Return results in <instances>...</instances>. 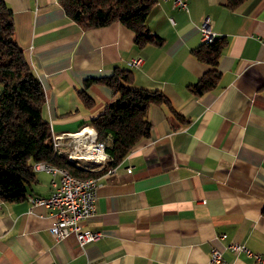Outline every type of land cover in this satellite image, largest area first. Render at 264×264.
<instances>
[{
	"label": "crops",
	"instance_id": "crops-1",
	"mask_svg": "<svg viewBox=\"0 0 264 264\" xmlns=\"http://www.w3.org/2000/svg\"><path fill=\"white\" fill-rule=\"evenodd\" d=\"M5 1L43 84L53 134L78 130L103 110L114 98L110 86L86 89L91 106L79 91L116 67L131 70L134 85L165 93L179 115L166 103L148 108L150 134L101 177L84 226L103 235L85 247L74 234L56 240L54 211L29 198L50 194L48 172L35 171L26 198H0V264H257L227 246L264 254V0L236 9L227 0H186L187 8L157 0L146 24L161 45L137 44L119 21L84 29L60 0ZM205 19L227 44L218 84L197 95L188 86L211 67L192 53ZM213 248L220 262L210 259Z\"/></svg>",
	"mask_w": 264,
	"mask_h": 264
},
{
	"label": "trees",
	"instance_id": "trees-1",
	"mask_svg": "<svg viewBox=\"0 0 264 264\" xmlns=\"http://www.w3.org/2000/svg\"><path fill=\"white\" fill-rule=\"evenodd\" d=\"M156 1L60 0L70 18L84 29L119 21L135 32L137 44L161 45L163 38L146 24ZM244 1L227 0L226 5L236 9ZM226 44L225 36H213L211 41L203 40L192 48L199 60L211 65L196 82L189 84L192 93L201 95L218 84L221 74L217 64ZM0 83L1 199L26 198L35 178V161L45 163L46 160L65 166L81 178L97 173L75 166L66 154L56 152L51 125L44 116L46 93L43 84L16 41L13 13L5 0H0ZM93 83H104L114 92V98L90 119L89 124L96 129L97 139L105 142L116 162L150 134L152 122L147 112L152 104L166 103L173 114L179 115L161 90L134 85L129 69L116 67L110 75L86 78L79 93L89 106L93 99L86 89Z\"/></svg>",
	"mask_w": 264,
	"mask_h": 264
},
{
	"label": "built area",
	"instance_id": "built-area-1",
	"mask_svg": "<svg viewBox=\"0 0 264 264\" xmlns=\"http://www.w3.org/2000/svg\"><path fill=\"white\" fill-rule=\"evenodd\" d=\"M174 6L187 8L186 0H172ZM205 19L202 25L203 39L211 41L213 35L206 25ZM141 62V58H133L132 65ZM95 128L84 125L78 130L71 132H58L53 134L54 140H62L63 154L73 156L76 160H105V168H93L85 170H105L114 172V157L107 151L104 141H94ZM79 133V134H78ZM81 133V134H80ZM77 140H86V147H77ZM34 170H45L51 174V192L47 196L34 195V204H42L54 211L55 221L50 227V231L56 240L74 234L80 246L85 247L88 243L98 240L103 232L93 230L84 226V221L96 210L97 190L102 185L99 178L96 179V186H86V180L74 181L69 177V169L65 166L55 165L45 160L44 164H33ZM225 234H220L224 237ZM234 252L243 251L247 255L254 257L257 264H264V254L254 252L245 244L233 242L227 246ZM212 261L219 262L222 259V251L213 248Z\"/></svg>",
	"mask_w": 264,
	"mask_h": 264
},
{
	"label": "bare ground",
	"instance_id": "bare-ground-1",
	"mask_svg": "<svg viewBox=\"0 0 264 264\" xmlns=\"http://www.w3.org/2000/svg\"><path fill=\"white\" fill-rule=\"evenodd\" d=\"M79 134V133H78ZM81 134V133H80ZM94 141H99L97 139V133L95 131L94 134ZM77 147H86V140H77ZM56 152L59 154H63V150H62V140H56ZM67 155V154H66ZM70 161H73L75 164H77V167L83 168V169H89V168H93V166L91 165L93 163V160H76L74 159L73 156L69 155L68 158ZM37 164H44L42 162H39ZM97 164H99V168H105V160H97ZM105 173H110L109 171H105ZM69 177L70 178H74V181H81V180H86V186H96V179L95 178H81V177H77L74 174H72L69 170ZM99 182H101L99 180ZM30 200L32 202H34V197L30 196L29 197Z\"/></svg>",
	"mask_w": 264,
	"mask_h": 264
},
{
	"label": "rangeland",
	"instance_id": "rangeland-1",
	"mask_svg": "<svg viewBox=\"0 0 264 264\" xmlns=\"http://www.w3.org/2000/svg\"><path fill=\"white\" fill-rule=\"evenodd\" d=\"M1 89H2V85H1V83H0V91H1ZM86 125H90V124H86ZM90 126H92V125H90ZM93 127V126H92ZM67 158H69V155L67 154ZM69 160V159H68ZM36 162V161H35ZM75 166L77 165V164H75L73 161H71ZM118 163L119 162H116L115 161V163H114V165H115V170H116V167H117V165H118ZM55 164V163H54ZM55 165H57V164H55ZM92 166H94V168L95 169H99V164H97V163H95V162H93L92 164H91ZM58 166V165H57ZM69 169V168H68ZM128 169H130V168H128ZM70 170V169H69ZM85 170V169H84ZM114 170V171H115ZM34 171H38V170H34ZM45 171V170H44ZM89 171H92V172H97L95 175H92V176H87L88 178H90V177H97V178H99L100 179V181H101V177H102V175H105L106 173H105V170L103 169V170H89ZM47 172V171H46ZM70 172L72 173V174H74L71 170H70ZM49 173V172H48ZM111 173H113V172H111ZM50 174V173H49ZM107 174H110V173H107ZM75 176H77V177H82V176H78V175H76V174H74ZM50 176H51V174H50ZM50 179H51V177H50ZM96 199H97V197H96ZM96 203V202H95ZM96 211V210H95ZM102 231V230H101ZM225 234V233H224ZM230 249V248H229ZM213 250V249H212ZM233 251V250H232ZM240 252H243V251H240ZM255 252V251H254ZM212 254V253H211ZM249 256V255H248ZM254 258V257H253ZM222 260V259H221ZM212 261V260H211ZM212 262H215V261H212ZM220 262V261H219ZM257 263V262H256Z\"/></svg>",
	"mask_w": 264,
	"mask_h": 264
}]
</instances>
